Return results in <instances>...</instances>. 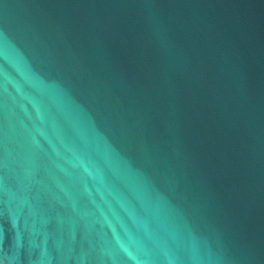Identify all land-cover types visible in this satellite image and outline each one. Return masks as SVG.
<instances>
[{"label":"water","instance_id":"95a60500","mask_svg":"<svg viewBox=\"0 0 264 264\" xmlns=\"http://www.w3.org/2000/svg\"><path fill=\"white\" fill-rule=\"evenodd\" d=\"M7 264H264V0H0Z\"/></svg>","mask_w":264,"mask_h":264},{"label":"snow or ice","instance_id":"6c2138e0","mask_svg":"<svg viewBox=\"0 0 264 264\" xmlns=\"http://www.w3.org/2000/svg\"><path fill=\"white\" fill-rule=\"evenodd\" d=\"M0 244H2V236H0ZM0 264H7L2 247H0Z\"/></svg>","mask_w":264,"mask_h":264}]
</instances>
